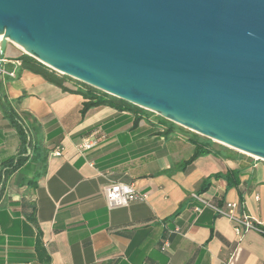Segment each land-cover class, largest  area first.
<instances>
[{"label":"crops","instance_id":"obj_1","mask_svg":"<svg viewBox=\"0 0 264 264\" xmlns=\"http://www.w3.org/2000/svg\"><path fill=\"white\" fill-rule=\"evenodd\" d=\"M10 44L0 90L6 104L36 118L48 153L42 176L38 162L27 159L6 177L0 264H42L38 237L51 264H264V160L209 152L183 168L197 133L130 108L98 105L82 115L86 99L76 81L64 88L22 69L23 51ZM21 147L1 99L0 170ZM56 147L61 155L53 154ZM109 180L132 183L149 198L111 209L103 194ZM192 193L219 206L238 203L237 213L259 221L262 231L239 236L212 208L196 211Z\"/></svg>","mask_w":264,"mask_h":264},{"label":"water","instance_id":"obj_2","mask_svg":"<svg viewBox=\"0 0 264 264\" xmlns=\"http://www.w3.org/2000/svg\"><path fill=\"white\" fill-rule=\"evenodd\" d=\"M0 35V75L13 43L264 160V0H0Z\"/></svg>","mask_w":264,"mask_h":264},{"label":"trees","instance_id":"obj_3","mask_svg":"<svg viewBox=\"0 0 264 264\" xmlns=\"http://www.w3.org/2000/svg\"><path fill=\"white\" fill-rule=\"evenodd\" d=\"M18 60L22 69H27L33 73L39 74L46 80L60 85L64 88H66L64 86V82L66 80L76 81L81 86V89H78L77 91L82 93L86 99L81 109L82 115H84L91 107L98 105H110L120 109L130 108L138 112H147V110L138 107L128 101L112 96L88 84L75 80L67 75L60 74L30 55L23 53L18 58ZM22 98L23 96L17 98L15 102L17 104H20ZM6 110L8 115L12 118L19 132L22 147L21 152L17 156L7 160L4 163L3 168L0 170V201L3 196L6 177H8V175L12 171L19 168L27 159L38 162L39 166L41 167L39 176H42L46 172V157L48 153V149L44 146V141L41 134V126L36 118L33 117L28 111L14 109L8 103ZM165 121L167 122L165 124L169 127L176 126L175 123L169 120L165 119ZM193 142L196 144V150L194 154L184 162L183 168H186L188 165H190L198 156L209 152H214L225 157H235L241 154L238 151H235L234 149L225 147L223 145H220L221 147L217 148L214 146V142L211 139L206 138L204 140H201L198 134L197 136L193 137ZM36 182L37 178L29 180V183L31 184ZM29 219L33 223H36V217L34 214H31ZM36 251L42 264H51L50 255L47 252L41 237L37 238Z\"/></svg>","mask_w":264,"mask_h":264},{"label":"built area","instance_id":"obj_4","mask_svg":"<svg viewBox=\"0 0 264 264\" xmlns=\"http://www.w3.org/2000/svg\"><path fill=\"white\" fill-rule=\"evenodd\" d=\"M11 74L13 75V73ZM88 145V143H83L81 146L87 147ZM53 154L61 155V148L56 147L53 150ZM103 194L107 206L111 209L128 206L132 202H145L149 198L148 192L140 191L134 184L117 180H109L105 183L103 186ZM191 196L197 202L194 207L196 211H200L202 207L212 208L218 214L227 217L231 221L235 232L239 236L250 229L262 231L258 225L259 221L248 215L237 213L238 203L236 202H227L225 205L219 206L212 203L201 193H192ZM176 230L178 231L179 229ZM168 247L169 240H166L162 248L167 249ZM222 264H231L230 259L223 261Z\"/></svg>","mask_w":264,"mask_h":264},{"label":"rangeland","instance_id":"obj_5","mask_svg":"<svg viewBox=\"0 0 264 264\" xmlns=\"http://www.w3.org/2000/svg\"><path fill=\"white\" fill-rule=\"evenodd\" d=\"M8 45L10 46L11 44L9 43ZM17 47H19V46H17ZM20 49H21V48H20ZM21 51H23V50L21 49ZM23 53H24V51H23ZM146 114L150 115V116L153 117V118H157V119H159V120L162 121L163 123H167V122L165 121V118L159 116V115L156 114V113H153V112L147 110ZM166 120H167V119H166ZM176 127H178L179 130L184 131V132H186V133L189 131V130H187L186 128H184V127H182V126H180V125H177V124H176ZM199 138H200L201 140L206 139V137H204V136H202V135H199ZM212 141H213V140H212ZM213 142H214V146L217 147V148H218V147H221L220 145H223V144H220L219 142H216V141H213ZM223 146H225V145H223ZM225 147H227V146H225ZM234 150H235V149H234ZM235 151H237V150H235ZM238 152H239V151H238ZM239 153H240V152H239Z\"/></svg>","mask_w":264,"mask_h":264},{"label":"bare ground","instance_id":"obj_6","mask_svg":"<svg viewBox=\"0 0 264 264\" xmlns=\"http://www.w3.org/2000/svg\"><path fill=\"white\" fill-rule=\"evenodd\" d=\"M2 38H3V35H0V40H2Z\"/></svg>","mask_w":264,"mask_h":264}]
</instances>
